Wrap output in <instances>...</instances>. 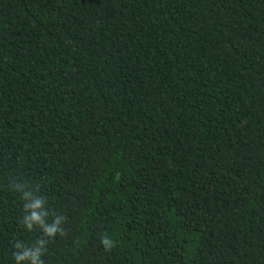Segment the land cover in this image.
I'll return each mask as SVG.
<instances>
[{
    "label": "trees",
    "instance_id": "trees-1",
    "mask_svg": "<svg viewBox=\"0 0 264 264\" xmlns=\"http://www.w3.org/2000/svg\"><path fill=\"white\" fill-rule=\"evenodd\" d=\"M40 239L44 264H264V0H0V264Z\"/></svg>",
    "mask_w": 264,
    "mask_h": 264
},
{
    "label": "clouds",
    "instance_id": "clouds-1",
    "mask_svg": "<svg viewBox=\"0 0 264 264\" xmlns=\"http://www.w3.org/2000/svg\"><path fill=\"white\" fill-rule=\"evenodd\" d=\"M17 190L22 193L21 199L24 202L23 223L29 232L38 228L46 237L51 238H55L58 233L62 234V220L60 217L57 216L51 223L48 222L50 211L45 204L46 197L26 190L23 184L18 185ZM46 244V239L38 240L31 247L26 246L22 242H17L15 247L18 251L13 254L15 264H44L43 255L46 250ZM102 244L111 248L113 240L110 236H105Z\"/></svg>",
    "mask_w": 264,
    "mask_h": 264
}]
</instances>
